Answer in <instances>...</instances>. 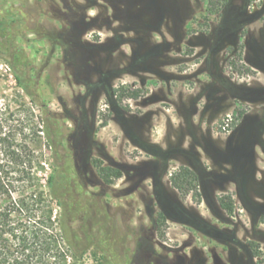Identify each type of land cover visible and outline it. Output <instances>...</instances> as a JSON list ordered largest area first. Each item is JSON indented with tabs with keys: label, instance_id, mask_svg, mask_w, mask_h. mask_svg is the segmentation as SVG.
Listing matches in <instances>:
<instances>
[{
	"label": "rangeland",
	"instance_id": "rangeland-1",
	"mask_svg": "<svg viewBox=\"0 0 264 264\" xmlns=\"http://www.w3.org/2000/svg\"><path fill=\"white\" fill-rule=\"evenodd\" d=\"M0 19V114L32 120L19 74L62 134L67 238L90 243L69 264H264V0H0ZM39 151L29 194L48 196ZM99 162L123 178L105 184ZM182 167L199 202L171 184Z\"/></svg>",
	"mask_w": 264,
	"mask_h": 264
},
{
	"label": "trees",
	"instance_id": "trees-1",
	"mask_svg": "<svg viewBox=\"0 0 264 264\" xmlns=\"http://www.w3.org/2000/svg\"><path fill=\"white\" fill-rule=\"evenodd\" d=\"M4 24V20L0 19V33L4 30ZM16 78L30 100L28 112L32 120L26 121L18 113L6 116L7 109L0 114V264H69L68 257L74 261L80 260L86 254L90 243L81 249L78 243L67 238V235H71L73 240L77 239L80 223L77 221L76 209L68 207L60 188L62 174L58 172L56 162L63 147L62 134L59 128L53 130L49 126L51 113L23 82V77L17 74ZM121 90L115 89L112 93L117 96L121 92V97L132 100L142 97L140 90ZM33 108L39 109L42 117L35 116ZM35 119L42 121V131L37 128ZM39 147H46L51 153L53 173L47 181L48 196L43 191L29 194L37 184V171L43 169V155ZM96 168L100 179L107 185L123 178V172L118 168L100 162ZM194 182L193 172L185 167L171 177L175 190L183 197L192 193L193 199L199 202L201 196L197 187H194ZM53 200L62 209L58 225L53 219ZM47 201L50 202L46 211L48 216L40 223L39 208ZM219 205L229 216H233L235 203L231 195L220 197ZM160 217L163 218L162 215ZM38 252L41 254H36Z\"/></svg>",
	"mask_w": 264,
	"mask_h": 264
},
{
	"label": "flooded vegetation",
	"instance_id": "flooded-vegetation-1",
	"mask_svg": "<svg viewBox=\"0 0 264 264\" xmlns=\"http://www.w3.org/2000/svg\"><path fill=\"white\" fill-rule=\"evenodd\" d=\"M134 90H139V89H132L131 91H134ZM141 91V90H140ZM254 100H260L261 98H259V97H254L253 98ZM172 177V176H171Z\"/></svg>",
	"mask_w": 264,
	"mask_h": 264
}]
</instances>
